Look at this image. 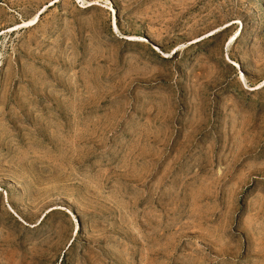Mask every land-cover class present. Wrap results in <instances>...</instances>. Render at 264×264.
Wrapping results in <instances>:
<instances>
[{
  "label": "rangeland",
  "instance_id": "obj_1",
  "mask_svg": "<svg viewBox=\"0 0 264 264\" xmlns=\"http://www.w3.org/2000/svg\"><path fill=\"white\" fill-rule=\"evenodd\" d=\"M263 82L264 0H0V264H264Z\"/></svg>",
  "mask_w": 264,
  "mask_h": 264
},
{
  "label": "snow or ice",
  "instance_id": "obj_2",
  "mask_svg": "<svg viewBox=\"0 0 264 264\" xmlns=\"http://www.w3.org/2000/svg\"><path fill=\"white\" fill-rule=\"evenodd\" d=\"M237 23H239V21H237ZM125 39H128V40H135L136 37H133V36H127V37H125ZM201 39H203V37H201ZM235 39H236V37L233 36L228 42L231 43V42L234 41ZM229 62H231V61H229ZM241 79L243 80V77H241ZM245 87H247V85H245ZM257 87H264V85H260V84H258Z\"/></svg>",
  "mask_w": 264,
  "mask_h": 264
},
{
  "label": "bare ground",
  "instance_id": "obj_3",
  "mask_svg": "<svg viewBox=\"0 0 264 264\" xmlns=\"http://www.w3.org/2000/svg\"><path fill=\"white\" fill-rule=\"evenodd\" d=\"M92 3H95V2H92ZM89 5V4H88ZM90 5H91V3H90ZM115 27H116V25H115ZM124 36V35H123ZM126 37V36H125ZM261 85H264V82L261 84ZM257 88H259V87H257V86H254V87H251V89H257Z\"/></svg>",
  "mask_w": 264,
  "mask_h": 264
}]
</instances>
